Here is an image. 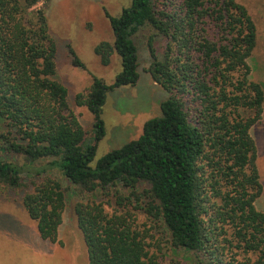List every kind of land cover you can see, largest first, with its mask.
I'll return each instance as SVG.
<instances>
[{
	"label": "trees",
	"instance_id": "obj_1",
	"mask_svg": "<svg viewBox=\"0 0 264 264\" xmlns=\"http://www.w3.org/2000/svg\"><path fill=\"white\" fill-rule=\"evenodd\" d=\"M46 1L0 0V150L26 163L0 161L4 198L20 202L40 239L57 243L67 190L51 178L23 179L31 175L24 167L45 161L36 177L56 170L82 193L126 192L114 197L111 215L100 202L75 204L88 264H264V214L255 207L262 186L249 134L263 112L264 85L249 78L256 28L247 9L238 0H130L118 17L105 11L113 41L93 52L101 66L117 55L121 70L110 85L93 77L73 98L92 116L86 144L58 80L46 16L34 9ZM144 29L152 33L148 73L168 96L138 139L92 168L107 93L138 82L134 37ZM154 36L164 43L160 54ZM69 53L72 66L84 69ZM142 184L148 188L139 192ZM127 207L164 229L168 260L161 248L150 252L148 231L136 228Z\"/></svg>",
	"mask_w": 264,
	"mask_h": 264
},
{
	"label": "rangeland",
	"instance_id": "obj_2",
	"mask_svg": "<svg viewBox=\"0 0 264 264\" xmlns=\"http://www.w3.org/2000/svg\"><path fill=\"white\" fill-rule=\"evenodd\" d=\"M243 5L256 28V46L252 56L247 60L250 68L249 78L253 82L264 85V0H238ZM130 0H48L39 3L34 9L42 10L46 16L48 32L56 43L55 65L59 82L67 90L69 110L78 119L84 130V141L90 144L92 138V116L85 107H77L73 98L76 94L85 93L92 83V78L101 79L106 85L113 83L120 72V59L113 54L108 66H101L94 54V48L101 42L112 43V31L104 16L106 11L111 17H118L122 9L129 6ZM152 33L148 29L141 30L134 37L138 49L139 79L135 86L120 87L106 95L101 118L104 122L105 136L98 143L91 167L111 150L138 139L143 124L160 116V103L167 98V93L155 84L148 68L151 63L148 52V38ZM160 54L164 43L153 37L151 43ZM69 50L84 65V69L73 67ZM260 120L251 127L249 134L256 147V167L262 194L255 202L258 211L264 214V105ZM242 116H249L242 112ZM1 127V125H0ZM1 132V128H0ZM0 161L12 162L19 166L26 164L22 157L14 156L0 150ZM46 162L33 164V168L24 167L31 175L23 174L26 185L32 181L41 182L51 178L61 183L67 190L69 199L62 214V223L58 229V242L50 243L39 238L36 223L28 215L16 199H7L2 195L0 187V264H88L87 250L82 234L77 227L74 206L76 203H102L106 214L117 210L115 196L126 195L119 187H112L92 194L82 193L77 187L69 184L56 171H47L36 177L34 169L42 167ZM148 188L141 185L139 192ZM135 219L138 230L148 231L146 243L150 252L161 248L166 260L170 253L167 235L160 224L151 220L140 210L127 207ZM184 253L179 254V258Z\"/></svg>",
	"mask_w": 264,
	"mask_h": 264
}]
</instances>
